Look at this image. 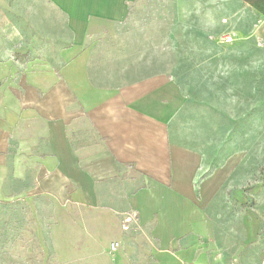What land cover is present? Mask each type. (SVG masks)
Masks as SVG:
<instances>
[{"label":"crops","instance_id":"1","mask_svg":"<svg viewBox=\"0 0 264 264\" xmlns=\"http://www.w3.org/2000/svg\"><path fill=\"white\" fill-rule=\"evenodd\" d=\"M14 4L28 28L19 45L0 43V195L32 168L35 193L134 215L153 264H205L219 211L252 167L221 155L236 141L190 102L189 72L148 59L129 26L136 0H0V34H13ZM216 29L264 40V0H238ZM255 192L245 243L264 264V183Z\"/></svg>","mask_w":264,"mask_h":264},{"label":"rangeland","instance_id":"2","mask_svg":"<svg viewBox=\"0 0 264 264\" xmlns=\"http://www.w3.org/2000/svg\"><path fill=\"white\" fill-rule=\"evenodd\" d=\"M237 6L238 0H136L129 23L135 41L140 38L151 48L145 52L148 59L189 72L190 102L214 112L205 115L206 122L219 117L222 140L236 141L234 147L221 146V155L235 154L239 170L245 162L252 167V179L231 189V207L219 211L220 229L211 237L214 244L205 264L259 260L245 243V216L256 206L255 191L264 183V40L220 42L225 31L217 30L216 23ZM8 14L13 34L1 33L0 43L19 45L27 20L19 4ZM12 59H20L15 49ZM198 64L204 73L191 75ZM3 85L0 77V89ZM202 117L194 121L200 124ZM31 170L28 182L13 178L0 195V264H153L154 245L134 215L64 205L35 193Z\"/></svg>","mask_w":264,"mask_h":264},{"label":"built area","instance_id":"3","mask_svg":"<svg viewBox=\"0 0 264 264\" xmlns=\"http://www.w3.org/2000/svg\"><path fill=\"white\" fill-rule=\"evenodd\" d=\"M234 40L233 36L230 34H226L221 37V41L223 42H232Z\"/></svg>","mask_w":264,"mask_h":264}]
</instances>
